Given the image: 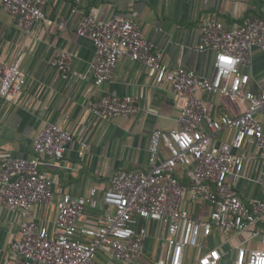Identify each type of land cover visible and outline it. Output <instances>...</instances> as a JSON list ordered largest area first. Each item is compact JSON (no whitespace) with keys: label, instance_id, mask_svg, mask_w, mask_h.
Wrapping results in <instances>:
<instances>
[{"label":"built area","instance_id":"obj_1","mask_svg":"<svg viewBox=\"0 0 264 264\" xmlns=\"http://www.w3.org/2000/svg\"><path fill=\"white\" fill-rule=\"evenodd\" d=\"M48 1L2 0L1 6L29 32L45 19ZM98 13L97 8H91L78 25V34L95 46L91 69L97 83L110 80L122 57L143 62L157 84L172 85L183 98L179 126L169 132L152 133L147 170H120L104 191L92 188L88 194L67 193L58 200L54 179L41 168V157L63 159L74 139L71 132L49 123L34 141L36 157L3 156L0 208L22 216V236L13 243L14 264H135L146 250L154 222H159L161 242L156 264H264V248H247L244 244L238 245L234 254L220 245L208 246L189 260L194 249L205 248L202 239L213 237L214 229L250 232L249 239L258 237L264 246V172L256 178L262 190L260 199L245 201L234 189L245 161V156L236 151L251 142L264 159V126L257 118L264 113V90L255 93L249 89L250 76L241 69L250 61L253 47L264 51V18L248 16L233 27L210 19L202 28L197 46L215 55L214 75L205 77L165 63L162 53L154 49L132 17L106 20L99 19ZM58 23L63 28L67 20ZM52 65L64 76L72 69L65 53L57 54ZM26 82L27 75L18 63L0 57V97L21 101ZM199 91L240 102L244 111L216 119L206 100L198 96ZM138 101L135 96L104 95L89 100L86 108L99 118L132 117L139 112ZM223 129L233 130L234 137L214 150L213 138ZM180 167L186 170L188 183L178 175ZM188 202H205L212 208L202 218L189 209ZM43 203L56 205L53 226L34 217L35 206ZM88 209L99 212L93 225L81 221Z\"/></svg>","mask_w":264,"mask_h":264},{"label":"crops","instance_id":"obj_2","mask_svg":"<svg viewBox=\"0 0 264 264\" xmlns=\"http://www.w3.org/2000/svg\"><path fill=\"white\" fill-rule=\"evenodd\" d=\"M0 0V57L16 62L25 71L27 82L23 98L11 102L0 97V164L3 156L34 158V141L49 123H56L73 134L63 159L41 157V168L54 179L55 200L63 194H88L92 188L104 191L120 170L148 169L149 145L155 130L169 132L179 126L183 98L170 84H157L147 73L143 62L122 57L109 81L98 84L91 69L96 50L89 38L78 34V25L91 8L98 9L99 19L130 16L136 20L145 36L160 51L170 67L182 66L205 77L214 75V52L200 51L203 26L212 18L227 26L240 24L246 17L264 18L261 0H49L43 21L31 30L20 28L13 17L1 6ZM76 6V11H73ZM67 20L63 28L61 19ZM65 53L72 69L66 76L52 65L53 58ZM249 74V89L255 93L264 90V51L251 50L250 61L242 65ZM85 75L80 78V75ZM104 95L135 96L139 99V112L132 117L99 118L87 110L86 104ZM198 96L208 103L211 114L219 119L223 114L238 116L244 106L220 94L210 95L199 91ZM257 118L264 126V113ZM235 132L221 130L212 142L218 150L222 143L230 142ZM86 143L87 146H83ZM162 154H168L162 144ZM245 156L241 177L235 180V192L245 201L261 198L262 190L256 178L264 172V159L258 147L246 142L241 150ZM178 175L188 183L186 170ZM189 209L199 217H206L212 205L188 202ZM57 215L55 204H38L34 217L51 226ZM99 212L88 209L82 218L84 225L95 224ZM22 216L19 212L0 208V264H14L16 254L13 243L21 239ZM264 231V222L261 224ZM144 257L135 264L155 261L159 246L157 235L151 234ZM250 232H223L214 229L213 237L203 238L205 248L194 249L189 258L193 261L208 246L220 245L231 250L244 244L247 248L263 249L258 237ZM161 248V242H160ZM143 257V256H142ZM152 264V263H151Z\"/></svg>","mask_w":264,"mask_h":264},{"label":"rangeland","instance_id":"obj_3","mask_svg":"<svg viewBox=\"0 0 264 264\" xmlns=\"http://www.w3.org/2000/svg\"><path fill=\"white\" fill-rule=\"evenodd\" d=\"M158 226H159V222H154L153 224H151V226H150V229L152 230V233L151 234L158 236ZM155 250H156L157 253L160 251V242H159V246L156 245ZM144 257L148 258L146 254H143V257L140 260L142 261V259ZM150 262L152 264L155 263V261H153V260H150Z\"/></svg>","mask_w":264,"mask_h":264}]
</instances>
